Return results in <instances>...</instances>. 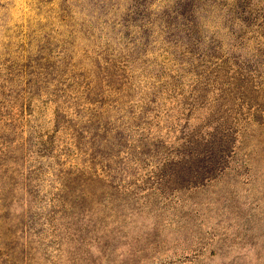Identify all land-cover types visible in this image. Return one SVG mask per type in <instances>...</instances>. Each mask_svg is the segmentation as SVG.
I'll use <instances>...</instances> for the list:
<instances>
[{
  "label": "rangeland",
  "instance_id": "rangeland-1",
  "mask_svg": "<svg viewBox=\"0 0 264 264\" xmlns=\"http://www.w3.org/2000/svg\"><path fill=\"white\" fill-rule=\"evenodd\" d=\"M0 264H264V0H0Z\"/></svg>",
  "mask_w": 264,
  "mask_h": 264
}]
</instances>
